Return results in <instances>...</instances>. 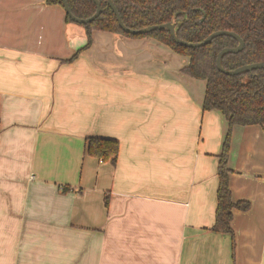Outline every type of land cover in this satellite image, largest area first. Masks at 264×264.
I'll return each mask as SVG.
<instances>
[{"label": "crops", "instance_id": "obj_1", "mask_svg": "<svg viewBox=\"0 0 264 264\" xmlns=\"http://www.w3.org/2000/svg\"><path fill=\"white\" fill-rule=\"evenodd\" d=\"M0 0V264H264V125H234L232 233L214 231L228 123L188 56ZM113 138L115 164L85 152Z\"/></svg>", "mask_w": 264, "mask_h": 264}, {"label": "trees", "instance_id": "obj_2", "mask_svg": "<svg viewBox=\"0 0 264 264\" xmlns=\"http://www.w3.org/2000/svg\"><path fill=\"white\" fill-rule=\"evenodd\" d=\"M123 23L130 28H141L181 18L176 34L186 41H201L209 33L227 29L243 39L238 51L222 54L221 63L226 69L252 62L264 61V0H112ZM63 8L61 0H45ZM100 12L91 21L79 23L85 29L86 43L70 58L92 43L94 30H105L129 37H153L168 45L189 60L181 71L190 77L205 81L203 110H217L227 120L228 128L217 155V188L214 222L211 229L232 233L233 210L249 207L246 199H234L229 187L231 169L228 165L231 130L234 125H264V68H254L238 74H226L216 68L217 53L223 47L236 46L237 40L228 34L213 37L207 44L188 47L175 42L168 30H153L146 33L123 31L107 0H99ZM70 11L85 18L96 9L93 0H67ZM65 21L74 22L67 14ZM85 152L100 161L115 164L119 149L113 138L86 136Z\"/></svg>", "mask_w": 264, "mask_h": 264}, {"label": "water", "instance_id": "obj_3", "mask_svg": "<svg viewBox=\"0 0 264 264\" xmlns=\"http://www.w3.org/2000/svg\"><path fill=\"white\" fill-rule=\"evenodd\" d=\"M62 1V5H63V10L65 12V14H67L74 22L77 23H87L91 20H93L100 12L101 8H100V2L99 0H93L95 5H96V9L94 11V13L88 17L85 18H81V17H77L75 16L69 9V5L67 3V0H61ZM109 6L111 7L112 11L115 14L116 20L118 22V25L120 26V28L128 33H146L149 31H153V30H163L166 29L169 31L170 36L172 37V39L179 43L180 45L183 46H188V47H197L200 45H205L207 44L213 37L220 35V34H228L233 36L236 40H237V44L236 46L233 47H223L216 55V60H215V65L216 68L226 74H238L244 71H248V70H252L254 68H264V61H258V62H252V63H248V64H243L240 66H237L233 69H226L223 67L222 63H221V56L223 53L228 52V51H238L243 47V39L234 31L232 30H227V29H220V30H215L211 33H209L207 36H205L201 41H186L181 39L180 37L177 36L176 34V28L181 24L182 19L181 18H175L171 21L168 22H164V23H159V24H149L146 26H143L141 28H130L127 27L121 17L119 12L117 11L114 3L112 0H107Z\"/></svg>", "mask_w": 264, "mask_h": 264}, {"label": "rangeland", "instance_id": "obj_4", "mask_svg": "<svg viewBox=\"0 0 264 264\" xmlns=\"http://www.w3.org/2000/svg\"><path fill=\"white\" fill-rule=\"evenodd\" d=\"M78 26H82V25L78 24Z\"/></svg>", "mask_w": 264, "mask_h": 264}]
</instances>
